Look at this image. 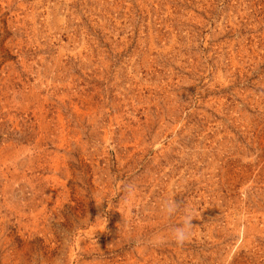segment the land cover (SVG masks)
Wrapping results in <instances>:
<instances>
[{
  "label": "rangeland",
  "instance_id": "1",
  "mask_svg": "<svg viewBox=\"0 0 264 264\" xmlns=\"http://www.w3.org/2000/svg\"><path fill=\"white\" fill-rule=\"evenodd\" d=\"M0 264H264V0H0Z\"/></svg>",
  "mask_w": 264,
  "mask_h": 264
},
{
  "label": "clouds",
  "instance_id": "2",
  "mask_svg": "<svg viewBox=\"0 0 264 264\" xmlns=\"http://www.w3.org/2000/svg\"><path fill=\"white\" fill-rule=\"evenodd\" d=\"M108 151H115L116 145L111 139L107 140L104 145ZM121 189L126 193L125 202L127 203V197H131L136 192V186L134 184H122ZM131 211V210H130ZM160 211L168 219L181 214L182 218L178 225H172L167 236H154L148 241L153 247H159L169 242V239L177 246L183 247L186 242L191 239L193 223L192 220L195 216L191 208H182V202L174 199V195L163 199L160 202Z\"/></svg>",
  "mask_w": 264,
  "mask_h": 264
}]
</instances>
